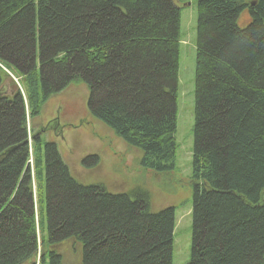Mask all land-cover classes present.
<instances>
[{
  "label": "trees",
  "instance_id": "trees-1",
  "mask_svg": "<svg viewBox=\"0 0 264 264\" xmlns=\"http://www.w3.org/2000/svg\"><path fill=\"white\" fill-rule=\"evenodd\" d=\"M180 1L0 0V264H65L69 243L79 264H172L174 207L80 184L28 119L83 81L91 116L173 172ZM197 14L189 264H264V0Z\"/></svg>",
  "mask_w": 264,
  "mask_h": 264
},
{
  "label": "rangeland",
  "instance_id": "rangeland-1",
  "mask_svg": "<svg viewBox=\"0 0 264 264\" xmlns=\"http://www.w3.org/2000/svg\"><path fill=\"white\" fill-rule=\"evenodd\" d=\"M181 39L176 86L177 150L176 168L170 173H156L141 165V152L119 138L115 132L89 111L90 89L83 81H74L53 94L41 113L28 119L31 134L53 142L69 167L71 175L82 185L102 186L109 193L134 190L147 192L151 210L174 207L172 264H189L192 252L195 69L197 40V0H181ZM250 22L248 10L239 14L237 23L245 28ZM18 80V79H17ZM17 87L19 80L16 81ZM91 158L87 163V158ZM35 202L38 192L34 184ZM36 205V204H35ZM65 264H79V255L69 243L64 246Z\"/></svg>",
  "mask_w": 264,
  "mask_h": 264
},
{
  "label": "water",
  "instance_id": "water-1",
  "mask_svg": "<svg viewBox=\"0 0 264 264\" xmlns=\"http://www.w3.org/2000/svg\"><path fill=\"white\" fill-rule=\"evenodd\" d=\"M33 138H35V137H33ZM31 141L30 140H28V143H30Z\"/></svg>",
  "mask_w": 264,
  "mask_h": 264
}]
</instances>
